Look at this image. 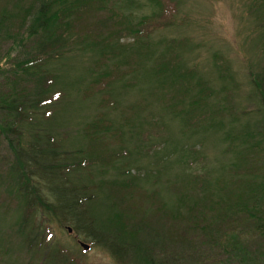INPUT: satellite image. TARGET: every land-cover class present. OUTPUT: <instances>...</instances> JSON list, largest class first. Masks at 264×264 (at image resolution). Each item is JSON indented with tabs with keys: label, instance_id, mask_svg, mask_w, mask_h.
Listing matches in <instances>:
<instances>
[{
	"label": "rangeland",
	"instance_id": "rangeland-1",
	"mask_svg": "<svg viewBox=\"0 0 264 264\" xmlns=\"http://www.w3.org/2000/svg\"><path fill=\"white\" fill-rule=\"evenodd\" d=\"M128 1L119 0L117 6L120 7H115V11L132 16L134 20L156 11L155 5L147 0H132V5H127ZM28 3L27 0L25 4ZM0 5L3 2L0 1ZM177 8L175 26L154 32L149 39L148 51L132 44L133 37L122 32L118 37L120 43L132 46V50L124 54L127 56L110 60L95 55L87 44L98 40V35L106 36L112 30L122 28V25L114 24L121 17L100 12L74 21L69 32L72 38L79 35L76 44L70 46L62 58L49 61L47 65L69 93L68 99L61 102L63 110L54 114L57 125H46L47 129L52 127L51 131L56 134L67 132L69 137L65 143H73L76 147L78 137L95 122V118L104 119L105 124L107 120L113 121L114 131L98 136L103 140L101 148L105 155L121 151L123 156L112 158L116 163L103 164V171L97 167L96 174L103 182L121 168L126 169L122 162L129 161L128 152L133 156H138L137 152L145 153L142 158L138 156L136 165L152 167L158 173L156 178L142 183L140 189L130 192L132 201L140 202V208L152 207L156 213L157 208L164 205L168 218L151 212L146 217L148 228L143 231L144 242L151 240L155 243L151 250L161 252L157 261L162 264H167L168 259L173 264H264V234L255 231L254 225L246 221L245 214H233L230 227H224L225 235L219 241L201 235L197 237L191 232L178 236L174 222L169 218L171 214L180 218L187 210L183 206L179 216L175 213L180 193L184 194L186 205L201 197L197 184L200 187L203 178L210 182L211 191L229 199L227 203L235 202L240 194L246 207L252 205L247 198L249 189L243 184L254 185L259 179L243 180L241 175L254 172L259 175L264 170V137L261 138L264 136V112L261 96L253 84V80L260 81L264 74V0H179ZM181 38L186 39V44H177L172 52L182 60L180 71H191L189 77L169 81L162 80L165 79L163 75L161 78L155 73L151 76L152 70H162L161 64L168 60L169 54H165L164 59L161 57L166 45L159 44L160 41ZM31 47L28 40L20 45L12 39L0 43V94L5 92L3 76L7 74L4 70L16 59L27 57ZM130 68L136 69L132 75ZM10 73L11 69L8 80L13 78ZM199 80L207 83L213 95L205 100L202 108L193 104L197 99ZM166 108L182 109L186 111L183 117L188 122L193 119L196 124H201L190 126V122L186 123L182 118H173ZM152 120H158L160 124L153 125ZM131 132H135L134 137ZM136 132L140 133V138L138 135L136 138ZM242 133L253 136L248 139L250 144L255 141L260 144L251 150L248 145H240L241 151L244 150L239 155V147H231L237 143H231L229 138ZM148 135L156 139L152 142H158L157 139L163 136L162 139L169 141L168 148L162 150L153 145ZM174 146L183 151L178 154V157L184 154L182 164L177 162L176 155H171L169 149ZM11 158L4 141H0V264H38L39 259L37 261L25 250L21 235L15 233V223L24 205L15 188L9 190L6 186ZM199 205L203 203L199 202ZM204 212L207 213L205 209ZM188 213L195 215L192 210ZM36 217L37 239H41L44 227L50 234L47 246L54 247L55 244V248L76 254V262L81 264H118L103 248L96 246L85 251L73 231L60 228L39 213ZM155 232L164 238L154 242Z\"/></svg>",
	"mask_w": 264,
	"mask_h": 264
},
{
	"label": "trees",
	"instance_id": "trees-1",
	"mask_svg": "<svg viewBox=\"0 0 264 264\" xmlns=\"http://www.w3.org/2000/svg\"><path fill=\"white\" fill-rule=\"evenodd\" d=\"M0 1L3 2V5H0V43L2 44L4 39L6 41L12 39L16 45H20L28 40L32 46L31 51H27L30 52L27 57L16 59L11 62L9 69L4 70L8 75L11 69L10 75H13V78L8 80L7 75L3 76L5 92L0 94V141H4L6 151L12 157L6 172V186L9 190L15 188L18 199L24 205L15 223L17 227L15 233L21 235L22 246L31 256L37 258V261L39 259L38 264H81L76 262V254L64 251L60 247L55 248V244L54 247L47 246L50 234L45 227L41 239H37L34 222L39 213L48 221L58 224L60 228L67 230L70 228L78 236L79 241L88 244L89 247L103 248L118 264H162L157 261L161 252L151 250L155 243L151 240L150 243H145L143 239V231L148 228L146 217L151 212L154 213L152 211L154 208H140V202L132 201L130 192L140 189L142 183L151 178H156L158 170L136 165L138 156L142 158L146 156L145 153L137 152L138 156H133L132 152H128L129 161L122 162L126 169L121 168L117 174L104 182L101 181L96 174L97 167L103 171V164H109L117 157L123 156L121 151L105 155V150L101 148L104 144L102 138L98 136L113 130L115 128L113 121L107 120L105 124L104 119L95 118V122L87 126L79 137L77 135L79 139L76 137V147L73 143H65L69 137L67 132L56 134L51 131L52 127L47 129L46 125H57L54 114L63 110L61 102L66 101L69 96L66 85L61 83L58 75L50 71L47 65L49 61L54 62L62 58L68 48L76 44V37L79 35L72 38L69 32L73 22L90 18L92 14L100 12L121 17V20L114 24L122 25V28L112 30L106 36L98 35V40H92L87 44L91 47L90 51L109 60L120 55L127 56L124 54L130 53L132 46L120 43L118 37L122 32L133 37L132 44L148 51V45L151 43L149 39L154 32L175 26L179 0H147L148 3L155 5L156 11L141 16L139 20L116 12L115 7H120L117 6L119 0H28L27 5L25 4L27 0ZM132 4H134L132 0L127 2V5ZM159 44L166 45L161 57L164 59L165 54H169L168 60L161 64L162 70H152L150 75L153 76L155 73L160 78L163 75L165 79L162 80L169 81L187 79L191 71L187 69L181 72L182 60L172 52L173 47L185 45L186 39L163 40ZM129 72L132 75L136 69L130 68ZM253 84L261 96V109L264 112V74L260 81L253 80ZM197 86L199 88L197 99L193 104L202 108L206 104L205 100L213 95L204 81L199 80ZM165 110L173 115V118H182L184 122H190V126L201 124V122L196 124L193 119L188 122L183 117L186 111L182 109ZM196 119L202 121L200 117ZM52 120L53 122H50ZM151 122L153 125L160 124L158 120ZM219 124L222 126V123ZM35 126L42 127L37 129ZM119 132L122 134L121 130ZM130 135L134 137L135 132H131ZM137 135L140 138L139 132H136V138ZM162 137L157 139L158 142H152L156 139L148 135V140L165 150L169 141ZM263 137L261 135V138ZM249 138L253 139L249 133L229 138L231 143H237L231 147H239V155L244 150L241 151L240 145H248L249 150L257 148L260 141L250 144ZM169 150L171 155H176L177 162L182 164L180 161L184 154L178 157V154L183 152L181 148L174 146ZM110 165L118 169L117 166ZM241 176L243 180L256 177L259 179L254 185L243 184L244 188L249 189L250 194L247 198L252 204L250 206L248 204L247 207L240 194L237 195L235 202L227 203L229 199L211 191L210 182L204 178L200 187L197 184L201 197H197L191 205L185 204L184 194L180 193L175 213L179 216L180 208L183 206L187 210L180 218L175 214L169 215L178 236L191 232L196 233L197 237L201 235L203 238L219 241V238L225 235L224 227H230L232 216L237 213L245 214L246 221L254 225L255 231L264 234V170L262 169L259 175L254 172ZM198 201L203 205H199ZM163 209L164 205L158 207L154 214L158 217H167ZM188 210L195 212V215H189ZM153 238L154 242L159 240V233L155 232ZM80 254L84 255V252L81 251ZM170 264H173L172 260Z\"/></svg>",
	"mask_w": 264,
	"mask_h": 264
},
{
	"label": "water",
	"instance_id": "water-1",
	"mask_svg": "<svg viewBox=\"0 0 264 264\" xmlns=\"http://www.w3.org/2000/svg\"><path fill=\"white\" fill-rule=\"evenodd\" d=\"M68 231L71 232L72 230H71L70 228H68ZM79 244H80V246L83 248V250L86 251V250L89 249V245H88V244L83 243V242H80V241H79Z\"/></svg>",
	"mask_w": 264,
	"mask_h": 264
}]
</instances>
